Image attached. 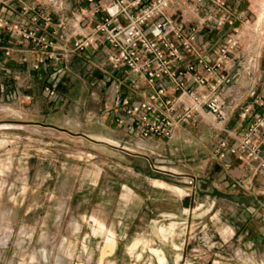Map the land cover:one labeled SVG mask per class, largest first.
I'll use <instances>...</instances> for the list:
<instances>
[{"label":"rangeland","instance_id":"1","mask_svg":"<svg viewBox=\"0 0 264 264\" xmlns=\"http://www.w3.org/2000/svg\"><path fill=\"white\" fill-rule=\"evenodd\" d=\"M85 68H58L36 104L0 96V264H264L263 243L244 236L250 194H230L204 168L219 133L187 127L172 154L136 136L91 144L82 134L102 132L110 85ZM263 79L264 69L237 84L257 93ZM43 115L73 134L23 123Z\"/></svg>","mask_w":264,"mask_h":264},{"label":"built area","instance_id":"2","mask_svg":"<svg viewBox=\"0 0 264 264\" xmlns=\"http://www.w3.org/2000/svg\"><path fill=\"white\" fill-rule=\"evenodd\" d=\"M66 1L31 0L21 9L26 24L0 15V31L28 47L33 69H65L75 55L102 51L115 73L107 109L122 114L116 125L132 129L141 143L165 144L176 131L200 130L207 121L220 135L211 158L264 169V109L254 110L264 107V86L258 93L249 88L253 102L239 114L248 126L241 133L226 127V91L254 83L262 70L264 0H191V20L168 15L175 0H82L70 12ZM236 183L252 192L251 182Z\"/></svg>","mask_w":264,"mask_h":264},{"label":"crops","instance_id":"3","mask_svg":"<svg viewBox=\"0 0 264 264\" xmlns=\"http://www.w3.org/2000/svg\"><path fill=\"white\" fill-rule=\"evenodd\" d=\"M187 1L188 0L173 1L167 10L168 15L175 20H191L190 6H187ZM81 2L82 0H67L66 7L68 12L76 9ZM229 2L233 4V0H229ZM30 3L31 0H0V15L10 21L26 24V16L22 13L21 9ZM243 9L244 5L238 8V10ZM6 49L10 51L9 56L4 55ZM33 62L34 57L26 45L12 38H8L6 33L0 31V96H2V98L6 100L15 99V103L18 107L21 106L23 100L29 99L36 104L35 101L41 99L40 97L45 98L44 93L40 90V84L47 82L48 78H53L57 73L58 67L46 65L35 70L32 68ZM76 62H83L86 65L85 70L87 72H90L92 67H95L100 72L101 78L95 79L96 84L100 88H102L106 82L109 83V104L112 99V80L115 78V73L107 65L105 55L102 51H88L81 55H75L68 60L65 69H71ZM261 69H264V54L261 60ZM261 82V88L258 92H260L264 86V79ZM244 83L245 82H239L238 84L244 86ZM238 84L236 88H230L229 90L231 93L227 95L233 98H231L229 104H226L228 117L226 127L236 133H241L242 130L248 126L250 120H242L239 114L243 106L250 105L253 102V98L250 97L249 103L243 104L249 96V91L245 90V92H241ZM34 106V104L31 105V107ZM254 107V110L258 112L264 109V107ZM102 115H104L101 127L102 132L97 136L94 135L95 138L91 137L93 135L89 133H83L82 136L86 137L91 141L90 143L94 145L106 144L108 146L109 143H107V141L110 140L123 142L129 145L131 139L135 137L133 130H129L126 126H118L114 121L116 117H122V114L106 108ZM44 119L45 116L43 115L39 120H30L23 123L36 125V127H41L54 133L61 131L68 135L73 134L68 129L61 128L57 124L49 122L48 119ZM186 128L176 131L173 137L178 140L185 133H189ZM172 144H174V141L171 142V140L165 144L159 142L142 143L144 150L147 152H166V154H172L174 151L176 152L177 149H171ZM214 144L215 143H213V145ZM213 145H211L209 149H206L209 156ZM203 164L208 176H210L212 180L217 181L220 188L228 191L230 194L238 186L236 183L237 179L243 182H251L253 186L252 192L249 194L253 200L252 203L246 207V213L249 216H254V219L244 225L246 229L244 236L247 239L248 231L250 230V241L256 244L263 243L264 245V169L255 170L254 163H240L231 156L226 157L223 162L215 161L210 156V159L208 158ZM223 164L229 165L230 169L225 170Z\"/></svg>","mask_w":264,"mask_h":264},{"label":"bare ground","instance_id":"4","mask_svg":"<svg viewBox=\"0 0 264 264\" xmlns=\"http://www.w3.org/2000/svg\"><path fill=\"white\" fill-rule=\"evenodd\" d=\"M100 228H102V226H100ZM110 234H111V233H110ZM158 260H159L160 263H163V262H164V261H163V258H160V257H159Z\"/></svg>","mask_w":264,"mask_h":264}]
</instances>
